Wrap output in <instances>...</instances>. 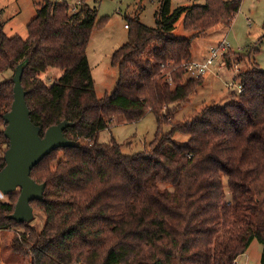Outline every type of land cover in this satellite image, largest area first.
<instances>
[{"label": "trees", "instance_id": "16d2710c", "mask_svg": "<svg viewBox=\"0 0 264 264\" xmlns=\"http://www.w3.org/2000/svg\"><path fill=\"white\" fill-rule=\"evenodd\" d=\"M76 1L73 9L66 1L44 0L26 25V38L8 37L0 22V74L11 73L0 81V169L9 146L3 115L13 102L19 64L40 136L66 120L64 136L76 143L54 150L30 172L46 184L43 199L30 202L44 216L41 229L8 218L18 190L0 199V230L23 228L11 240L12 251L28 264H235L257 240L264 264V69L250 63L235 75L241 91L226 103L171 120L174 107L203 82L184 77L191 40L229 26L241 0L173 10L171 0H162L154 27L128 19L127 41L110 57L115 87L100 98L86 47L106 17L98 19L87 0ZM181 17L189 37L173 33ZM48 68L62 71L51 85L40 78ZM147 112L157 122L149 148L124 154L112 136L98 141L112 118L134 122ZM176 132L187 141H174Z\"/></svg>", "mask_w": 264, "mask_h": 264}, {"label": "rangeland", "instance_id": "374dc122", "mask_svg": "<svg viewBox=\"0 0 264 264\" xmlns=\"http://www.w3.org/2000/svg\"><path fill=\"white\" fill-rule=\"evenodd\" d=\"M44 0H0V22L4 33L8 36L27 37L26 25L36 15V9ZM66 1L71 8L76 0ZM162 0H87L90 7L96 6L98 19L106 17V21L95 28L86 47L87 62L94 81V91L98 98L111 93L115 87L118 72L110 63L112 53L127 41L128 30L125 25L128 19L138 17L139 21L148 26H155V13ZM201 5L204 0H171V10L178 6ZM173 33L178 36H191L182 25V17L174 25ZM225 49L213 60L203 77L202 86L190 94L186 103L174 107L172 122H183L210 103L223 105L236 94L238 81L234 80L238 71L256 63L264 69V0H241L239 11L229 26L219 24L205 34L191 40V59L189 62L203 63L212 48L222 46ZM184 68V67H183ZM60 69L48 68L40 74V78L51 85L61 74ZM11 76L10 72L0 74V81ZM185 79L191 77L188 73ZM234 83L233 86L228 84ZM173 108V106L171 107ZM169 118V117H168ZM157 130V122L152 112H147L141 119L134 122L114 117L108 128L99 132L98 141L108 142L112 136L121 145L124 154H133L149 148ZM164 133L170 125L162 127ZM174 141L185 143L188 136L176 132ZM165 187V185H161ZM30 224L41 229L44 216L39 211L33 212ZM23 232L20 226L0 230V264H28V261L12 251L11 240ZM20 236V235H19ZM262 245L254 240L247 251L240 255L235 264H261Z\"/></svg>", "mask_w": 264, "mask_h": 264}, {"label": "water", "instance_id": "95a60500", "mask_svg": "<svg viewBox=\"0 0 264 264\" xmlns=\"http://www.w3.org/2000/svg\"><path fill=\"white\" fill-rule=\"evenodd\" d=\"M23 70L21 64L14 70L13 102L3 115L6 124L3 133L9 146L3 156L5 165L0 169V192L8 195L19 191L14 211L8 216L17 223L30 222L34 217L30 202L43 199L46 184L36 183L31 178L32 168L54 150L76 145L64 136L63 130L69 124L66 120L50 126L43 137L40 136V127L30 120L25 102V91L21 85Z\"/></svg>", "mask_w": 264, "mask_h": 264}, {"label": "built area", "instance_id": "2783aa9c", "mask_svg": "<svg viewBox=\"0 0 264 264\" xmlns=\"http://www.w3.org/2000/svg\"><path fill=\"white\" fill-rule=\"evenodd\" d=\"M74 9V8H73ZM222 46H220L219 48H212L210 50V54L208 56V58L203 62V63H199V62H187L183 64L184 69L186 70V72L193 78L202 76L206 73V71L208 70V67L213 63V60L215 58H217L218 55L221 56L220 51L225 49V45L224 48H222ZM234 83L228 84L229 86H233ZM241 91V87L239 85V82L236 85V92H240ZM4 195L0 192V199H3Z\"/></svg>", "mask_w": 264, "mask_h": 264}, {"label": "crops", "instance_id": "0c3cea01", "mask_svg": "<svg viewBox=\"0 0 264 264\" xmlns=\"http://www.w3.org/2000/svg\"><path fill=\"white\" fill-rule=\"evenodd\" d=\"M125 28H126V25H125ZM200 86H202V84Z\"/></svg>", "mask_w": 264, "mask_h": 264}]
</instances>
